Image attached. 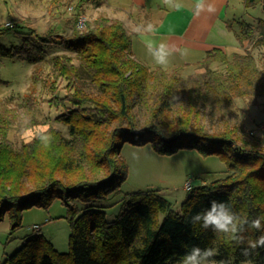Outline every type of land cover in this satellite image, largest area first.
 I'll list each match as a JSON object with an SVG mask.
<instances>
[{
    "label": "trees",
    "instance_id": "16d2710c",
    "mask_svg": "<svg viewBox=\"0 0 264 264\" xmlns=\"http://www.w3.org/2000/svg\"><path fill=\"white\" fill-rule=\"evenodd\" d=\"M88 1H68L70 33L0 26V34L13 29L19 39L9 47L0 43L1 56L41 61L66 79L67 89L52 96L51 105L62 106L56 119L69 134L49 127L16 147L7 137L11 113L0 110V220L7 216L11 227H18L24 208L46 207L58 198L70 223L67 252L33 233L1 264H174L192 246L216 249L212 261L218 264H264V249L244 256L239 247L190 222L211 200L244 215H264V136L250 133L243 118L233 124L224 118L237 98L257 103L264 96V73L252 52L264 47V18L256 24L240 21L235 35L250 48L230 55L214 48L202 60V72L182 76L178 68L166 71L138 60L132 34L118 18L100 12L77 27ZM242 2L264 11V0ZM53 44L74 54L47 55ZM213 61L220 66L212 68ZM206 107L221 119L212 129L204 120ZM47 136L51 143L45 147L41 137ZM126 141L150 142L159 153L197 147L219 154L226 168L211 181L190 184L178 209L153 188L124 193L109 220L101 208L112 205L109 198L126 177L119 156ZM248 235L254 239L260 233Z\"/></svg>",
    "mask_w": 264,
    "mask_h": 264
},
{
    "label": "rangeland",
    "instance_id": "374dc122",
    "mask_svg": "<svg viewBox=\"0 0 264 264\" xmlns=\"http://www.w3.org/2000/svg\"><path fill=\"white\" fill-rule=\"evenodd\" d=\"M68 1L0 0V26L14 23L23 30L34 29L42 33L53 27L54 30H65L66 33H70L71 28L66 21L73 10L68 8ZM230 2L235 13L236 20H232L234 26H238L240 21L256 24L258 18H264V11L260 5L245 6L242 0H231ZM100 12L110 18H116L115 11L95 3L92 7L89 5V9L85 7L82 15L85 19H92ZM124 26L130 32L127 25L124 24ZM256 28L259 31L262 27ZM254 33L258 34L257 31ZM18 40L13 29L0 34V43L6 47ZM245 41L241 42V45L250 48L251 43ZM228 48L229 51L232 50L230 46ZM61 52L74 54L61 45L53 44L48 48L47 55ZM252 52L264 73V47L259 46ZM74 62L77 63V60ZM212 65L217 64L213 63ZM219 66L217 65V67ZM193 68L189 67L188 73ZM38 70H40L39 74L35 75ZM183 74H187L186 70H183ZM57 83L58 85H56ZM66 83V79H61L55 71H52L49 64L38 61L35 65L24 59H11L0 55V110H8L11 113L7 137L16 147L30 140L39 131L49 127L57 128L63 135L69 136L67 125L56 119L57 115L62 112V106L51 105L52 96L64 94L67 89ZM258 101L259 104L264 103V96L258 97ZM243 102L245 105L250 103L243 98L239 102L240 105ZM246 115H249L247 110L246 113H243L235 104L232 111L227 112L224 118L233 124L240 118H246ZM204 120L207 126L212 129L221 119L218 114L209 111V108L206 107L204 108ZM245 124L247 123L244 122ZM119 156L126 177L121 181L118 189L111 194L109 202L112 205L101 208L104 209L106 218L109 220L119 212L124 193L153 188L170 202L172 208L178 209L188 193L186 182L189 181L192 186H196L203 181H211L219 177L226 168V163L219 154H203L197 147H180L172 152L159 153L152 148L150 142L135 145L126 141L120 149ZM76 202L79 206L84 205L81 201ZM33 224H39V230L32 228ZM33 233L43 234L59 252L69 250L68 208L61 199H53L46 207L34 205L24 208L18 227L12 228L11 221L7 216L0 220V264L7 255L20 247L26 237ZM180 262L174 264H180ZM212 264L218 263L212 261ZM240 264L255 263L245 261Z\"/></svg>",
    "mask_w": 264,
    "mask_h": 264
},
{
    "label": "crops",
    "instance_id": "0c3cea01",
    "mask_svg": "<svg viewBox=\"0 0 264 264\" xmlns=\"http://www.w3.org/2000/svg\"><path fill=\"white\" fill-rule=\"evenodd\" d=\"M230 1L91 0L86 2L85 7L89 9V5L92 7L95 3L115 11L116 18L122 20L132 34V50L138 60L151 68L160 67L166 71L178 68L182 76H187L205 69L202 60L214 48L222 49L227 55L245 48L235 35L240 30V22L238 26L232 24V20L236 19ZM148 25L152 26L153 31H147ZM149 42L154 46V51L163 46L169 53L166 65L161 66L154 61L147 47ZM229 46L232 48L230 51ZM213 63L218 65V62L210 64L212 68L217 67ZM189 67H194L190 73ZM183 70L187 74L184 75ZM240 100L243 98H237L235 104L243 113L246 110L249 113L247 120L243 118L247 123L246 128L264 122L263 102L246 105L243 102L240 105Z\"/></svg>",
    "mask_w": 264,
    "mask_h": 264
},
{
    "label": "clouds",
    "instance_id": "9594fccd",
    "mask_svg": "<svg viewBox=\"0 0 264 264\" xmlns=\"http://www.w3.org/2000/svg\"><path fill=\"white\" fill-rule=\"evenodd\" d=\"M147 31H153L151 25L147 26ZM147 47L158 65L164 66L168 63L169 53L163 49V46L154 51V46L149 42ZM41 140L45 147L51 143L50 136L41 137ZM190 222L193 226H199L201 230L210 229L215 235L223 237L226 242L239 247L244 256H250L264 249V215H244L233 210L224 201L211 200L206 208L191 216ZM253 232L260 235L254 239L250 238L248 234ZM216 254L214 248L192 246L185 251L180 264H212V258Z\"/></svg>",
    "mask_w": 264,
    "mask_h": 264
},
{
    "label": "built area",
    "instance_id": "2783aa9c",
    "mask_svg": "<svg viewBox=\"0 0 264 264\" xmlns=\"http://www.w3.org/2000/svg\"><path fill=\"white\" fill-rule=\"evenodd\" d=\"M84 21H85V17L83 15H81L77 20V26L83 27ZM249 132L252 134L261 133L264 136V122H260V123L256 124L254 127H251L249 129ZM190 186L191 185H190L189 181L186 182V188L189 189ZM39 227H40L39 224H33L32 225V228H35V229H38Z\"/></svg>",
    "mask_w": 264,
    "mask_h": 264
}]
</instances>
